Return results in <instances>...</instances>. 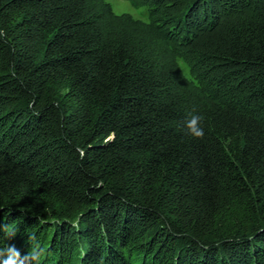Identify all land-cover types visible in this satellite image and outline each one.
I'll return each mask as SVG.
<instances>
[{
	"label": "trees",
	"instance_id": "16d2710c",
	"mask_svg": "<svg viewBox=\"0 0 264 264\" xmlns=\"http://www.w3.org/2000/svg\"><path fill=\"white\" fill-rule=\"evenodd\" d=\"M131 3L150 23L0 0L3 243L34 236L41 264H264V0Z\"/></svg>",
	"mask_w": 264,
	"mask_h": 264
},
{
	"label": "clouds",
	"instance_id": "9594fccd",
	"mask_svg": "<svg viewBox=\"0 0 264 264\" xmlns=\"http://www.w3.org/2000/svg\"><path fill=\"white\" fill-rule=\"evenodd\" d=\"M144 12V22L150 23V18L146 14L147 10L145 9ZM176 64V68L181 70L182 79L186 81L195 79L191 74V66L186 61L177 57ZM196 83L198 85V80H196ZM203 122L204 117L196 109H193L183 121L182 130L190 139H202L205 135ZM0 232L3 233V237H0V264H41V256L44 254V250L34 236L28 237L26 241L28 250L22 256L15 245L7 246L3 243L4 239H12L16 236V226L13 224L0 226Z\"/></svg>",
	"mask_w": 264,
	"mask_h": 264
},
{
	"label": "rangeland",
	"instance_id": "374dc122",
	"mask_svg": "<svg viewBox=\"0 0 264 264\" xmlns=\"http://www.w3.org/2000/svg\"><path fill=\"white\" fill-rule=\"evenodd\" d=\"M117 14H129L133 19L144 21L146 8L133 6L131 0H106ZM147 10V9H146ZM148 16V12L146 13Z\"/></svg>",
	"mask_w": 264,
	"mask_h": 264
}]
</instances>
